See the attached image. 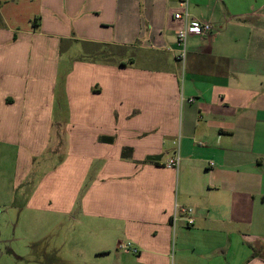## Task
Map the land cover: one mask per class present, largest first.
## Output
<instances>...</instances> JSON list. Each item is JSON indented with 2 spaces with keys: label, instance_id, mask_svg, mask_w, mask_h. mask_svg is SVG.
Returning a JSON list of instances; mask_svg holds the SVG:
<instances>
[{
  "label": "crops",
  "instance_id": "obj_1",
  "mask_svg": "<svg viewBox=\"0 0 264 264\" xmlns=\"http://www.w3.org/2000/svg\"><path fill=\"white\" fill-rule=\"evenodd\" d=\"M180 8L0 0V205L39 262L264 264V0H189L184 64Z\"/></svg>",
  "mask_w": 264,
  "mask_h": 264
},
{
  "label": "rangeland",
  "instance_id": "obj_2",
  "mask_svg": "<svg viewBox=\"0 0 264 264\" xmlns=\"http://www.w3.org/2000/svg\"><path fill=\"white\" fill-rule=\"evenodd\" d=\"M6 175H9L8 172ZM0 186L7 188L8 184L4 181L0 182ZM22 201L21 197L17 196L13 198L11 205H0V264H43L41 260L39 262L42 246L37 240V215L24 216ZM60 250L58 252H61Z\"/></svg>",
  "mask_w": 264,
  "mask_h": 264
},
{
  "label": "built area",
  "instance_id": "obj_3",
  "mask_svg": "<svg viewBox=\"0 0 264 264\" xmlns=\"http://www.w3.org/2000/svg\"><path fill=\"white\" fill-rule=\"evenodd\" d=\"M188 2L189 0H179L180 9L176 11L173 16L175 19H179L182 21V26L177 30L175 44H176V59L182 64L185 63L187 57V37L190 34H196L198 36L204 37L209 35L214 26L203 20L194 19L191 17L188 10ZM192 100V99H190ZM179 163V155L174 154L169 157L167 161L164 163L165 167H177ZM173 221H175L178 217L183 216L185 218V223L188 226L194 224L193 210L188 206H181L175 204L173 211ZM119 248L125 250H131L136 253L137 250L131 246L129 242L119 244Z\"/></svg>",
  "mask_w": 264,
  "mask_h": 264
},
{
  "label": "water",
  "instance_id": "obj_4",
  "mask_svg": "<svg viewBox=\"0 0 264 264\" xmlns=\"http://www.w3.org/2000/svg\"><path fill=\"white\" fill-rule=\"evenodd\" d=\"M148 159H152V160H157V159H159V157L157 156V157H147Z\"/></svg>",
  "mask_w": 264,
  "mask_h": 264
},
{
  "label": "trees",
  "instance_id": "obj_5",
  "mask_svg": "<svg viewBox=\"0 0 264 264\" xmlns=\"http://www.w3.org/2000/svg\"><path fill=\"white\" fill-rule=\"evenodd\" d=\"M246 20V19H244ZM35 22V20L33 21V23ZM261 201L264 203V196L261 197Z\"/></svg>",
  "mask_w": 264,
  "mask_h": 264
}]
</instances>
